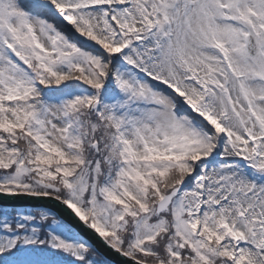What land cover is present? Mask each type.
<instances>
[{
  "label": "snow or ice",
  "instance_id": "6c2138e0",
  "mask_svg": "<svg viewBox=\"0 0 264 264\" xmlns=\"http://www.w3.org/2000/svg\"><path fill=\"white\" fill-rule=\"evenodd\" d=\"M0 264H264V0H0Z\"/></svg>",
  "mask_w": 264,
  "mask_h": 264
}]
</instances>
